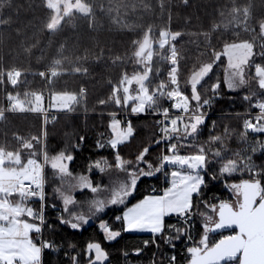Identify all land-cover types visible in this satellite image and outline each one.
Masks as SVG:
<instances>
[{
    "label": "trees",
    "instance_id": "trees-1",
    "mask_svg": "<svg viewBox=\"0 0 264 264\" xmlns=\"http://www.w3.org/2000/svg\"><path fill=\"white\" fill-rule=\"evenodd\" d=\"M81 1L88 6V11L68 12L53 29L49 26L53 10L46 0H0V151L20 157L18 162L7 161L6 166L20 169L30 159L41 157L43 146L35 139L45 131L44 153L48 156L61 151L71 154L70 172H90L93 185L110 188V181L101 171L91 170V163L106 159L115 167L117 152L123 159L133 161L131 167L136 165L138 171L141 168L149 171V164L152 169L159 167V157L168 152L166 143L176 142V139L161 140L157 116L133 114L131 103L127 109L122 107L126 100L125 81L143 72V47L151 42L149 94L159 91L167 95L178 90L191 96L189 85L199 82L202 98H212V104L204 108L206 119L196 136L182 141L186 145L204 146L210 161L203 169L205 185L199 196L194 194L191 210L196 221L192 230L199 238L203 231L198 217L201 209L231 199L233 196L226 184L252 178L250 173L239 172L221 176L222 163L237 159L234 154L239 152L242 156L250 155L257 169L264 168V148H259L257 143L264 141V133L248 130L246 140H241L245 116L236 115L250 108L249 102L243 99L245 95L255 91L258 96H264V92L256 87L255 77L252 84L235 90H228L224 82L226 47L230 44L250 43L253 46L249 67L252 74L258 66L264 69V0ZM163 32L174 34L171 43L158 44ZM207 63L211 64L210 69L200 80L193 81V74ZM47 68L50 72L45 74ZM11 69L15 72L10 73ZM217 82L220 87L214 94L211 86ZM38 95L43 98L42 107L34 108ZM13 98L22 101L26 108L13 107ZM117 100L121 102L120 107ZM157 100L159 109L172 110V102L166 97L158 95ZM46 110L51 114L45 115ZM111 113H117V118L122 120L127 115L134 128L129 140L115 150L98 147V143L107 145L112 137ZM213 136H224L223 143H207ZM145 147L148 153L144 161L136 164V157ZM253 147L259 150L252 152ZM218 149L221 157L213 155ZM194 150L181 148L180 153L189 154ZM168 168L164 165L161 172L151 177L142 176L124 205L110 206L103 212L87 209L96 197L90 189L75 193V200L82 203L86 217H91L92 221L73 230L58 218L66 216L53 192L59 176L56 174V178L55 170L46 164V223L42 235L44 242L52 246L42 250L41 264H73V257L76 264H89L92 258L87 255V244L93 242L100 243L107 253L104 264H152L153 261L169 264L173 256L174 264H190L191 255L186 260V236L181 232L179 239H175L177 233L167 227L176 225L183 229L177 215L164 219L165 229L161 234L125 231L124 222L116 219L122 217L125 207L146 194L167 188L170 184ZM260 178L263 182L264 175ZM107 187L105 192H109ZM9 199L15 202L17 196ZM28 204L36 210L41 207L39 198L30 199ZM101 221H106L121 235L107 241L99 228ZM169 235L174 237V248L165 243L164 237ZM213 243L214 237L209 246ZM137 250L140 251L137 253Z\"/></svg>",
    "mask_w": 264,
    "mask_h": 264
},
{
    "label": "snow or ice",
    "instance_id": "snow-or-ice-1",
    "mask_svg": "<svg viewBox=\"0 0 264 264\" xmlns=\"http://www.w3.org/2000/svg\"><path fill=\"white\" fill-rule=\"evenodd\" d=\"M254 75L256 76V87L264 92V70L258 66L254 70ZM224 82L228 90H235L248 84L242 75L237 78L235 74L231 76L226 74ZM189 86L191 96L185 94L184 91H170L167 95L158 94L159 98L166 97L171 101V108L180 113L169 118V109L165 108L162 111L164 118L158 121L161 125V140L176 139V142L168 144L167 151L170 154H161L159 157L160 166L152 169V165L149 164V171L147 172L142 169L139 172L130 171L128 166H131L133 161L123 159L117 152L115 169L125 172L126 179L118 182L109 190L110 196L107 201L101 199L91 201V207L96 212H103L106 203L124 205L142 176L151 177L154 173L161 172L165 162L178 165L180 170L171 172L170 187L164 190L163 195L146 196L133 206L127 207L122 217H116L117 220L124 222L126 231H147L153 234H161L165 229L164 218L170 214H176L186 224L190 221L191 210L194 206V194L199 196L202 186L205 185L201 170L210 161L204 146L195 143L186 145L182 141L188 137L194 138L196 136L206 119L207 113L204 108L212 104V98H202L198 90L199 82ZM219 87V82L211 86L214 94L218 92ZM243 99L249 102L250 108L248 112L237 113L236 115L238 118L242 115L249 117L243 120L244 132L240 135L241 140H246L248 130L264 133V96H258L257 92L253 91L245 95ZM130 103V110L133 114H143L146 110L154 108L160 111L157 107L158 100L152 95L129 96L122 107L127 109ZM117 106H121L119 100H117ZM251 108L258 110L255 116H252ZM109 115V127L114 136L107 142V145L98 143V147L108 146L115 150L118 145L129 140L133 135L134 128L130 121L127 122L126 127H122L124 122L117 118V113ZM228 134V130L225 129V135ZM223 140L224 136H213L207 143H223ZM257 143L259 148H264V141ZM181 148H195V150L189 154H179ZM258 150L256 147L252 148V152ZM147 153L148 148L145 147L136 157L135 163L139 164L144 161ZM213 155L221 157L222 153L218 149ZM234 155L237 159H227L222 163L219 170L221 176L239 172L241 174L250 173L252 178L242 179L238 183L226 184V187L236 194L237 199L235 202L223 200L218 205H211L213 211L217 213L218 219H214L213 216L206 213L199 214L204 220V236L199 241L202 247L187 248V252L191 254L190 264H221V262L230 261H236L237 264H264V183L260 178L264 175V168L257 169L250 155L242 156L239 152ZM72 160L73 156L64 151L53 156L45 154L42 160L34 162L32 169L25 174L20 182L10 183L7 188L0 187V264H41L42 250L52 246L50 242L41 241L38 244L31 235L32 233L41 234L46 223L44 215L46 195L44 191V168L46 164L50 165L51 169L55 170V173L61 178L62 186L54 191L62 200L63 211L72 217V220L58 217L60 222L68 224L73 230L80 229L81 222L87 223L88 218L83 214L71 212L69 206L76 203L71 192L78 187L90 189L92 193L98 194L101 191V186L93 185L87 175L73 177L68 164ZM102 164L106 165L107 162L98 161L94 166L100 171H105L106 168ZM14 195L19 197L15 202L6 199ZM31 198H39L41 201L39 210L29 206L28 201ZM24 217L31 218V222ZM233 226L238 229L236 234L224 236L209 246L208 233L218 229H230ZM167 227L170 231H175L177 233L175 239H179L182 230L176 225H168ZM99 228L103 231L107 241H113L121 235L120 231H113L107 222H101ZM173 239L174 237L171 235L164 237L167 244H172ZM87 251L95 254L94 259H90L89 264H104V261L108 259L107 253L98 242L88 243ZM139 251L137 250V253ZM174 260L175 257H171L169 264H174ZM72 261L73 264H76L75 257L72 258Z\"/></svg>",
    "mask_w": 264,
    "mask_h": 264
},
{
    "label": "rangeland",
    "instance_id": "rangeland-1",
    "mask_svg": "<svg viewBox=\"0 0 264 264\" xmlns=\"http://www.w3.org/2000/svg\"><path fill=\"white\" fill-rule=\"evenodd\" d=\"M46 3L49 7L52 8L53 10V15H52V18L49 22V26L53 29H56L60 23L62 22V19L64 17L65 14H67L68 12H71L73 10H78V11H81V12H87L88 11V6L86 4H84L81 0H46ZM264 27V25H263ZM174 38V34H169L167 32H163L162 33V38L160 39L159 41V45H166L167 43H171V41L173 40ZM152 43L149 42L145 44V46L143 47V62H142V68H143V72H137L133 75H131L130 77H128L125 81V85H124V88H125V91H126V99L129 97V96H137V94H139V96H145V95H153L155 94V97L157 98L158 94L160 93L159 91H155V92H152V93H148L147 91V88L149 87V83H148V78H149V75H150V66L148 65V62L151 60L152 56H153V50H152ZM226 62H225V67H224V77L225 75H233L235 74L237 76V78H239V76H243L247 81H248V84L247 85H250L254 82L256 76L252 74L251 70H250V60L252 58V55H253V46L248 43V42H239V43H234V44H230L226 47ZM173 60V59H172ZM174 61V60H173ZM211 67V64L207 63V64H204L197 72H195L192 76V80H200L201 79V76L204 75ZM262 69V68H261ZM264 70V69H262ZM173 76L174 74V70L171 72ZM255 77V78H254ZM247 85H244V86H247ZM243 87V86H241ZM239 87V88H241ZM238 88V89H239ZM162 90V89H161ZM175 91H178V90H175ZM60 98V97H58ZM42 96H36L35 97V106H33L34 108H41L42 107ZM13 101V107L21 110V109H24L26 108V106H24L22 104V101H18L16 98H13L12 99ZM160 111H157V110H154L153 112H162L163 109H159ZM169 112H174L175 114L172 116H169V118L171 117H174L176 115H179L180 113L178 112V110H175V109H172V110H169ZM146 113V112H145ZM178 113V114H177ZM120 119V118H119ZM158 124V131L160 133V127L161 125L158 123V119H157V123ZM255 133V132H253ZM161 134V133H160ZM255 134H258V133H255ZM174 143V142H173ZM166 146L168 147V143H166ZM45 150L42 149V152H44ZM180 153V152H179ZM43 155V154H42ZM42 157V156H41ZM4 158H5V161H9L10 162H18L20 160V157L18 154H11V153H4L3 151H0V168L1 166H3L2 162L4 161ZM35 158H38V157H35ZM33 159V158H32ZM30 159L29 162H27L23 168H20V169H17V170H22V169H25L27 166H29L30 164V161L32 160ZM106 161V159H102V160H97V161H93L91 163V165L93 166L91 168V170H93L94 172H100V169L99 168H96L94 165L96 164V162L98 161ZM69 163V162H68ZM112 164L107 162L106 165L102 164V166H104L106 168L105 171H101L105 176L106 178L108 179L107 181H110V188H108L107 186H104V187H101V191L96 194V197L95 199H101V200H105L107 201V199L109 198L110 196V191L109 192H105V187H107L109 190L112 189L118 182H121V181H124L126 179V174L125 172L123 171H120V170H117L115 169V167H108V166H111ZM164 165H166V162L164 163ZM6 166V165H5ZM136 166V165H135ZM133 166V167H128L129 170H135L137 172L138 169H136V167ZM144 167V166H143ZM7 169H13V168H8ZM143 169V168H141ZM169 170V173L167 175V178L169 179V181L171 180V172L174 171V170H180L179 169V166L178 165H174V166H169L168 168ZM92 172V171H91ZM201 174L203 176V170H201ZM56 176V178L59 176L56 175V173L54 174ZM78 175H87L91 181V178H90V172L88 174H73V177H76ZM164 176V174H163ZM105 178V177H104ZM105 178V179H106ZM239 181H237L238 183ZM231 183H234V182H231ZM264 183V181L262 182ZM62 186V182H61V178L60 176L58 177L57 179V183H56V186L54 187V190L58 187H61ZM170 187V184L167 186V188ZM166 189V188H165ZM163 189V192L164 190ZM83 189H80V188H75L72 190L71 194L73 195V197H75V193L77 192H80L82 191ZM231 191V190H230ZM55 193V198L57 199V201L59 202L62 210H63V203H62V200L59 198V195L53 191ZM133 195V193H132ZM131 195V196H132ZM231 195L233 196L231 199L227 200V201H231V202H235V200L237 199L236 197V194L234 192L231 191ZM17 196V200L19 199L18 195ZM129 196L127 198V200L131 197ZM7 200L10 201L9 198H6ZM31 199H36V198H31ZM75 199V198H74ZM126 200V201H127ZM76 201V200H75ZM83 202L86 203L85 200H82ZM125 201V202H126ZM11 202V201H10ZM81 206L80 208L76 209L77 206ZM218 205V204H216ZM110 206H120V205H110V204H105V208L107 207H110ZM70 210L72 213H76V214H83L85 217H86V211L84 209V206L82 205V203L80 201H76L75 204L73 205H70L69 206ZM91 209L93 212H96L94 208H92L91 206H88L87 209ZM105 210V209H104ZM63 213H66V212H63ZM200 213H206L207 215H211L213 216L214 219H218V215L215 211H213V209L211 208V206L209 205H205L201 211L199 212ZM198 214V215H199ZM65 216V215H64ZM200 218V222L202 224V227H203V224H204V220H203V217L202 216H198ZM88 220H87V223L92 221V218L91 217H87ZM65 220H72V217L69 215V213H66V216L64 218ZM73 222H75L73 220ZM101 222H106V221H101ZM100 222V223H101ZM195 219L193 218V216L191 215V218H190V225L192 227V229L195 228ZM86 223V224H87ZM85 223L81 222V227L83 225H86ZM184 227H182V232L184 233V235L186 236V242L188 245H186V260L188 258V256H190L191 254L187 252V248L189 247H193V246H201L199 244V241L201 239H203V236H204V227H203V231L200 235L199 238H197V234L193 235V242H191V240L188 238L187 236V233L186 231H184L186 229V225L183 224ZM187 230V229H186ZM195 233V231L193 230V234ZM229 234V232H227ZM34 241H36L38 244L40 243V241L38 240V236L37 234L35 233H32L31 234ZM213 235H219L220 237L225 235V232H222L220 233L219 231H217V233H215L214 231L213 232H210L208 233V244L210 243V241L213 239L214 237V243L216 242L215 241V238L216 236H213ZM219 238V237H218ZM44 242V240H43ZM211 246V245H210ZM172 248H174L173 244L171 245ZM87 255L88 256H91L92 259H94V252L92 253H89L87 251ZM152 264H156L155 261L152 262Z\"/></svg>",
    "mask_w": 264,
    "mask_h": 264
},
{
    "label": "built area",
    "instance_id": "built-area-1",
    "mask_svg": "<svg viewBox=\"0 0 264 264\" xmlns=\"http://www.w3.org/2000/svg\"><path fill=\"white\" fill-rule=\"evenodd\" d=\"M14 72H15V69H11V70H10V73H14ZM49 72H50V68H47V69L45 70V74H48ZM152 96L155 97V94H153ZM253 103H254V102H253ZM248 110H249V109H248ZM248 110H246L244 113L248 112ZM257 112H258L257 109H255V108H251V114H252V116H255ZM49 113L51 114V111H49V110L44 111V114H45V115H46V114H49ZM146 113L157 116V117H158V121H160V120H162V119L164 118L163 115H162V112H159V113H157V112H153L152 109H148ZM173 114H175V113H174V112H169V116H170V115H173ZM244 116H245V119L249 118L247 115H244ZM123 122H124L125 125H127V122H129V118H128L127 115H126L125 118L123 119ZM45 137H46V135H45V131H43V132H42V136H41V137H38V138L35 139V142H36V143H42L43 149H44V147H45ZM44 155H45V153L43 152L42 157H43ZM42 157L33 158V159L30 161V164H29V170L32 169L34 162H36V161H38V160H42ZM45 168H46V165H45ZM45 168H44V173H45ZM178 218L180 219V221H181L183 224L186 225V229H187V230H186V233H187V236H188V238L191 240V242H193V235H194V234H193V230H192V227H191L190 223H187V224H186L182 218H180V217H178ZM215 236H216L215 241H217V240L220 238V236H219V235H215ZM218 237H219V238H218ZM38 240H39L40 242L43 241V235H42V233L39 234V236H38ZM227 264H237V262H236V261H230V262H227Z\"/></svg>",
    "mask_w": 264,
    "mask_h": 264
},
{
    "label": "crops",
    "instance_id": "crops-1",
    "mask_svg": "<svg viewBox=\"0 0 264 264\" xmlns=\"http://www.w3.org/2000/svg\"><path fill=\"white\" fill-rule=\"evenodd\" d=\"M178 114V113H177ZM174 115V114H173ZM172 115V116H173ZM171 116V115H170ZM119 119V118H118ZM121 121H123L122 119H120ZM122 127H126L125 124H122ZM111 129V128H110ZM114 134L112 133V137L113 138ZM110 138V139H111ZM109 139V140H110ZM108 140V141H109ZM164 154H170V153H164ZM181 154V153H179ZM3 166H1L0 168V187H4V188H7L10 183L11 184H15V183H18L20 182L26 173H28L30 170H29V166H27L25 169H22V170H17V169H7V166L6 165V161H5V158H4V161L2 162ZM167 166H174V165H171V164H168L166 163ZM149 195H163V191L161 192H157V193H149V194H146L144 197L146 196H149ZM144 197H142L141 199H143ZM140 199V200H141ZM140 200L136 201L135 203L127 206V207H131L133 206L134 204L138 203ZM127 207H125V209L123 210L122 212V215L123 213L126 211ZM170 215H176V214H170ZM169 215V216H170ZM167 217V216H166ZM165 217V218H166ZM164 218V219H165ZM26 219V218H25ZM29 220V219H28ZM31 222V220H29ZM124 230H125V225H124ZM126 231V230H125ZM129 232H133V233H150V232H147V231H129ZM153 234V233H152Z\"/></svg>",
    "mask_w": 264,
    "mask_h": 264
},
{
    "label": "water",
    "instance_id": "water-1",
    "mask_svg": "<svg viewBox=\"0 0 264 264\" xmlns=\"http://www.w3.org/2000/svg\"><path fill=\"white\" fill-rule=\"evenodd\" d=\"M219 204V203H218ZM217 231H219L220 233L222 232H230V234L228 235H234L236 234V232L238 231V229L235 228V226H233L232 228H225V229H218V230H215L214 232L217 233ZM228 235H223L221 236L216 242H218L221 238H223L224 236H228ZM214 244V243H213Z\"/></svg>",
    "mask_w": 264,
    "mask_h": 264
}]
</instances>
